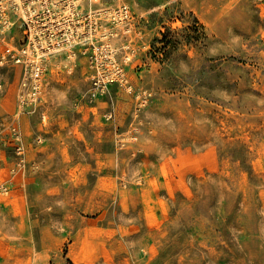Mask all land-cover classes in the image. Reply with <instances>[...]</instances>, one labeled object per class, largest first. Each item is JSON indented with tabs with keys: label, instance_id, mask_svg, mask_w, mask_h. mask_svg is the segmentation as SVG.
Wrapping results in <instances>:
<instances>
[{
	"label": "rangeland",
	"instance_id": "obj_1",
	"mask_svg": "<svg viewBox=\"0 0 264 264\" xmlns=\"http://www.w3.org/2000/svg\"><path fill=\"white\" fill-rule=\"evenodd\" d=\"M79 3L131 18L51 53L41 100L0 62V264H264V0Z\"/></svg>",
	"mask_w": 264,
	"mask_h": 264
},
{
	"label": "built area",
	"instance_id": "obj_2",
	"mask_svg": "<svg viewBox=\"0 0 264 264\" xmlns=\"http://www.w3.org/2000/svg\"><path fill=\"white\" fill-rule=\"evenodd\" d=\"M15 5L23 11L27 40L19 47L2 51L0 62L22 66L27 102L41 100L45 63L51 53L77 46L80 52H101L99 42L107 37L105 18L115 23L131 18L127 4L115 9L97 7L91 10L82 9L79 0H20ZM115 74H121V69L117 68Z\"/></svg>",
	"mask_w": 264,
	"mask_h": 264
}]
</instances>
